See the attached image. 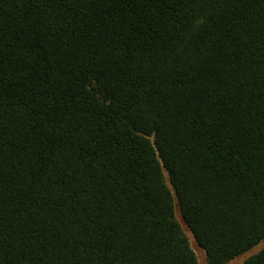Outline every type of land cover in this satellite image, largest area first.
<instances>
[{
	"label": "trees",
	"instance_id": "1",
	"mask_svg": "<svg viewBox=\"0 0 264 264\" xmlns=\"http://www.w3.org/2000/svg\"><path fill=\"white\" fill-rule=\"evenodd\" d=\"M175 207L264 239V0H0V264H197Z\"/></svg>",
	"mask_w": 264,
	"mask_h": 264
},
{
	"label": "rangeland",
	"instance_id": "2",
	"mask_svg": "<svg viewBox=\"0 0 264 264\" xmlns=\"http://www.w3.org/2000/svg\"><path fill=\"white\" fill-rule=\"evenodd\" d=\"M174 215L176 220L179 222L182 231L185 233V235L188 237L190 246L192 248V250L194 251L195 255H196V259H197V264H207L206 261V257H205V253L203 252V250H201L194 242L190 232L187 230V228L185 227V225L183 224L178 210L175 207V211H174ZM264 247V239L262 241H260L257 245H255L254 247H252L250 250H248L247 252L235 257L234 259H232L231 261H229L227 264H241L244 260H246L248 257H250L251 255L257 253L259 250H261Z\"/></svg>",
	"mask_w": 264,
	"mask_h": 264
}]
</instances>
